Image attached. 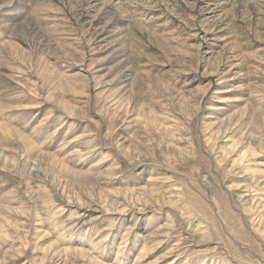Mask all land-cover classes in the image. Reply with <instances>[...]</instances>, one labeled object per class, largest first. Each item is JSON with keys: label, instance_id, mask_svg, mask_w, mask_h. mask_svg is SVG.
<instances>
[{"label": "rangeland", "instance_id": "1", "mask_svg": "<svg viewBox=\"0 0 264 264\" xmlns=\"http://www.w3.org/2000/svg\"><path fill=\"white\" fill-rule=\"evenodd\" d=\"M0 264H264V0H0Z\"/></svg>", "mask_w": 264, "mask_h": 264}, {"label": "bare ground", "instance_id": "2", "mask_svg": "<svg viewBox=\"0 0 264 264\" xmlns=\"http://www.w3.org/2000/svg\"><path fill=\"white\" fill-rule=\"evenodd\" d=\"M116 1H117V0H114V2H116ZM121 1H123V0H121ZM113 4H114V3H113ZM118 4H119V3H118ZM118 4H117V5H118ZM120 4H122V3H120Z\"/></svg>", "mask_w": 264, "mask_h": 264}]
</instances>
